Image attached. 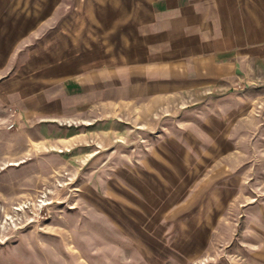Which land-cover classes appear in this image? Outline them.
Returning <instances> with one entry per match:
<instances>
[{
    "label": "rangeland",
    "instance_id": "rangeland-1",
    "mask_svg": "<svg viewBox=\"0 0 264 264\" xmlns=\"http://www.w3.org/2000/svg\"><path fill=\"white\" fill-rule=\"evenodd\" d=\"M72 15L0 54V264H264V84L115 103L60 143L3 88L73 74Z\"/></svg>",
    "mask_w": 264,
    "mask_h": 264
},
{
    "label": "crops",
    "instance_id": "crops-1",
    "mask_svg": "<svg viewBox=\"0 0 264 264\" xmlns=\"http://www.w3.org/2000/svg\"><path fill=\"white\" fill-rule=\"evenodd\" d=\"M0 15V54L8 49V59L53 15L75 17L70 32L61 23L50 36L72 40L55 71L73 74L30 91L33 83L11 74L3 88L9 103L53 122L59 131L50 135L60 143L74 136L66 135L72 125L89 127L90 117L108 116L115 103L182 101L208 86L264 84V0H0Z\"/></svg>",
    "mask_w": 264,
    "mask_h": 264
}]
</instances>
